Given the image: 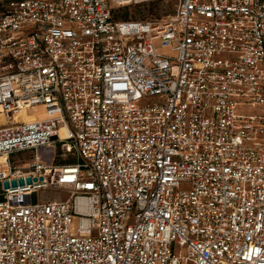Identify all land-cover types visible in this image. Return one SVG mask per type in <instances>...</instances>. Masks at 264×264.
<instances>
[{"label":"built area","instance_id":"built-area-1","mask_svg":"<svg viewBox=\"0 0 264 264\" xmlns=\"http://www.w3.org/2000/svg\"><path fill=\"white\" fill-rule=\"evenodd\" d=\"M152 1L4 5L0 264H264V0Z\"/></svg>","mask_w":264,"mask_h":264},{"label":"rangeland","instance_id":"rangeland-1","mask_svg":"<svg viewBox=\"0 0 264 264\" xmlns=\"http://www.w3.org/2000/svg\"><path fill=\"white\" fill-rule=\"evenodd\" d=\"M5 2L0 0V12L3 10L2 5ZM178 0H154L152 2L132 4L121 6L115 9V17L117 20H140V21H164L176 13ZM36 110L28 111L26 114L34 115ZM40 111V110H39ZM2 117L0 116V126L2 124ZM46 162H52V155L46 159L45 153H41ZM27 155V154H26ZM28 157V155H27ZM26 157V158H27ZM62 163L59 158H56L54 164ZM185 188V187H184ZM69 196L68 192L64 190H45L41 193L42 199L45 201L65 200Z\"/></svg>","mask_w":264,"mask_h":264},{"label":"water","instance_id":"water-1","mask_svg":"<svg viewBox=\"0 0 264 264\" xmlns=\"http://www.w3.org/2000/svg\"><path fill=\"white\" fill-rule=\"evenodd\" d=\"M41 180H42V179H41ZM35 181H36V180H35ZM31 183H32V179H31V178H28V179H27V185H28V184H31ZM19 184H20L21 186H23V185L25 184V181H24L23 179H21V180L19 181ZM12 185H13V187H16V186H17V182H16V181H13V182H12ZM5 187H7V188L10 187L8 182L5 183Z\"/></svg>","mask_w":264,"mask_h":264},{"label":"bare ground","instance_id":"bare-ground-1","mask_svg":"<svg viewBox=\"0 0 264 264\" xmlns=\"http://www.w3.org/2000/svg\"><path fill=\"white\" fill-rule=\"evenodd\" d=\"M36 110H38V113H40L39 115L40 116H43V114H42V112H41V110L38 108V109H36ZM40 110V111H39ZM34 117V115H30V114H26V112H24V113H22L21 114V118H26V119H28V120H30V119H32ZM3 119V118H2ZM19 119V117H16L15 118V120L17 121Z\"/></svg>","mask_w":264,"mask_h":264},{"label":"trees","instance_id":"trees-1","mask_svg":"<svg viewBox=\"0 0 264 264\" xmlns=\"http://www.w3.org/2000/svg\"><path fill=\"white\" fill-rule=\"evenodd\" d=\"M4 2H5V4L4 5H6L8 2H10V1H15V0H3ZM4 5H2V9L4 8ZM128 7V6H127ZM3 11V10H2ZM1 11V12H2ZM114 18L116 19V17H115V11H114Z\"/></svg>","mask_w":264,"mask_h":264}]
</instances>
